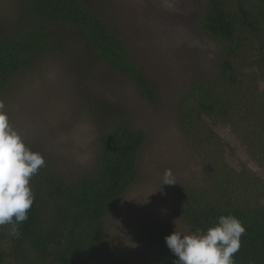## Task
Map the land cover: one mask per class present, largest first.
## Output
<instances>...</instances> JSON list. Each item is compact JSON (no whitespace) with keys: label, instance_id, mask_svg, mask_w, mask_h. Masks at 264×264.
Wrapping results in <instances>:
<instances>
[{"label":"trees","instance_id":"1","mask_svg":"<svg viewBox=\"0 0 264 264\" xmlns=\"http://www.w3.org/2000/svg\"><path fill=\"white\" fill-rule=\"evenodd\" d=\"M22 1L16 30L0 35V103L15 78L76 33L89 54L156 105L146 74L85 0ZM195 27L219 45L217 72L180 96L175 116L205 170L199 187L171 189L172 203L192 232L205 231L222 215L236 217L245 232L233 254L235 264H264V0H206ZM217 123L239 136L262 174L227 162L213 129ZM144 139L142 131L110 121L98 137L92 169L62 181L40 167L30 178L34 200L19 236L10 235V225L0 226V264H128L111 245L105 219L135 182ZM170 234L148 224L129 237L142 264H173L176 257L164 239Z\"/></svg>","mask_w":264,"mask_h":264},{"label":"rangeland","instance_id":"2","mask_svg":"<svg viewBox=\"0 0 264 264\" xmlns=\"http://www.w3.org/2000/svg\"><path fill=\"white\" fill-rule=\"evenodd\" d=\"M85 1L116 31L146 74L156 105L144 101L127 77L89 54L76 33L38 67L15 78L1 103L25 144L42 155L45 171L62 181L92 169L98 137L108 122L143 132L135 182L105 219L111 245L128 264H142L136 244L130 243L134 229L158 224L171 233H193L176 214L170 190L199 187L205 163L175 111L178 99L194 82L217 72L219 45L195 27L206 0ZM23 10L22 0H0L2 37L16 30ZM213 129L222 138L229 164L262 174L238 135L220 123ZM167 169L176 184L162 185Z\"/></svg>","mask_w":264,"mask_h":264},{"label":"clouds","instance_id":"3","mask_svg":"<svg viewBox=\"0 0 264 264\" xmlns=\"http://www.w3.org/2000/svg\"><path fill=\"white\" fill-rule=\"evenodd\" d=\"M0 103V226L10 225V235L19 236V225L28 219L34 194L30 178L45 163L32 151L10 124ZM176 184L170 169L164 171L162 185ZM245 228L234 216H220L205 231L184 234L174 230L165 236L167 248L176 259L173 264H235L233 254L240 248Z\"/></svg>","mask_w":264,"mask_h":264}]
</instances>
